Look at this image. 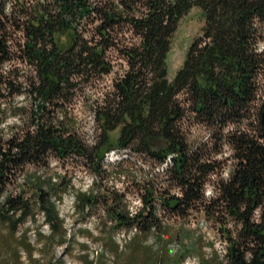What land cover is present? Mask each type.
<instances>
[{"label":"trees","instance_id":"16d2710c","mask_svg":"<svg viewBox=\"0 0 264 264\" xmlns=\"http://www.w3.org/2000/svg\"><path fill=\"white\" fill-rule=\"evenodd\" d=\"M195 9L203 25L170 79L174 35ZM65 36L69 44L62 47ZM117 60L124 69L112 89L86 104L98 128L87 146L72 102L111 74ZM263 78L264 0H0V232L15 235L38 212L51 231L64 230L56 200L70 180L57 175L55 184L41 169L53 157L93 175L91 188L73 193L82 218L99 206L102 227L135 226V237L152 235L167 251L165 220L202 212L226 242L218 264H264ZM16 96L27 103H15ZM111 150L153 165L170 156L162 174L137 178L127 167L117 173L139 193L135 215L125 192L101 184ZM173 254L172 264L185 257ZM161 261L162 255L148 264Z\"/></svg>","mask_w":264,"mask_h":264},{"label":"rangeland","instance_id":"374dc122","mask_svg":"<svg viewBox=\"0 0 264 264\" xmlns=\"http://www.w3.org/2000/svg\"><path fill=\"white\" fill-rule=\"evenodd\" d=\"M180 24L168 53L170 79L180 68L188 45L200 33L203 23L199 10H193ZM59 43L65 47L69 44V38L62 37ZM120 63L123 64L121 60H117L111 74L105 75L92 86L84 88L82 94L72 102L71 108L74 109L76 115L78 134L87 146H92L95 142L98 128L86 104L89 99L100 97L112 89L113 77L124 69V64L120 66ZM24 97L16 96L15 103H27ZM262 101L261 98L259 103ZM192 130L195 137L200 135L199 129L193 128ZM117 132L118 130L110 132L112 140L117 138ZM112 151L114 150L104 156L107 177L101 184L107 188L115 187L125 192L127 208L135 215L139 210L136 206L139 193L131 187V178H120L117 173L123 171L125 167L135 173L137 178H143V174L147 171L156 174H162V172H158L156 169L158 165L136 157L130 151L119 152L116 150L114 153ZM225 155H228L226 150ZM123 160L126 161L125 164L118 167V162ZM47 165V167L41 168L45 178L49 177L55 184L60 182L57 175L65 176L67 180H70L68 189L61 192V198L56 200L65 237L63 238L64 230L62 229L56 232L51 231V228L44 222L43 214L38 212L33 220L28 219L20 224L15 235H9L4 230L0 232V264H148L154 260L157 262L160 255H162L160 264H172L171 256L176 251L185 255L183 261L178 264H199V260L202 258L218 264L224 259L226 242L216 234L212 223L205 220L202 212H190L184 219L176 217L164 219L171 228L167 240L163 241L164 244H167L165 245L167 251H165L161 243L157 242L152 235H148L146 238L135 237L137 232L132 230L135 228L133 225L129 228L109 229L108 227L112 226L110 221L107 223V228L102 227L104 212L99 206L95 207L88 217L82 218L74 211L73 193L78 190L86 191L92 187V173L79 163L61 164L53 157L49 159ZM229 165L230 162L226 166ZM33 169L35 168H27L28 171ZM225 170L221 172L223 176H226ZM218 177L219 175H215L211 179L214 182ZM17 181L18 188V185H22L23 181L21 177ZM165 186L167 185L164 184L163 187ZM210 189V183L205 185V190H208L209 193H211ZM155 202L154 208H156L157 215L162 217L164 212L159 207L158 200ZM121 233L124 235L122 236ZM184 233L186 237H183ZM133 237L137 240L136 243H131ZM62 241L65 242L61 243ZM182 245L188 246V253L183 252Z\"/></svg>","mask_w":264,"mask_h":264},{"label":"built area","instance_id":"2783aa9c","mask_svg":"<svg viewBox=\"0 0 264 264\" xmlns=\"http://www.w3.org/2000/svg\"><path fill=\"white\" fill-rule=\"evenodd\" d=\"M114 151H116V150H114ZM114 151H112V153H114ZM170 164H171V159H170V156H169V157L166 158L164 163L159 164L156 169L158 170V172L164 173L168 169ZM205 195L209 196V191L208 190H205ZM136 204H137L136 206H138L139 211H140V209L142 208V201H141L140 196H139V199L137 200ZM129 239H131V238L129 237Z\"/></svg>","mask_w":264,"mask_h":264},{"label":"water","instance_id":"95a60500","mask_svg":"<svg viewBox=\"0 0 264 264\" xmlns=\"http://www.w3.org/2000/svg\"><path fill=\"white\" fill-rule=\"evenodd\" d=\"M261 127H264V107L261 110Z\"/></svg>","mask_w":264,"mask_h":264},{"label":"bare ground","instance_id":"6f19581e","mask_svg":"<svg viewBox=\"0 0 264 264\" xmlns=\"http://www.w3.org/2000/svg\"><path fill=\"white\" fill-rule=\"evenodd\" d=\"M209 194H210V193H209ZM132 212H133V211H132ZM132 212H131V213H132ZM132 230H134V232H137L136 227H135L134 229L132 228ZM122 233H123V232H122ZM122 233H121V235L123 236L124 234H122Z\"/></svg>","mask_w":264,"mask_h":264}]
</instances>
